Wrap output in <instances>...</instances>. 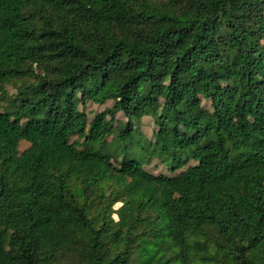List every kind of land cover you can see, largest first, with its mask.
I'll return each mask as SVG.
<instances>
[{
	"label": "trees",
	"instance_id": "1",
	"mask_svg": "<svg viewBox=\"0 0 264 264\" xmlns=\"http://www.w3.org/2000/svg\"><path fill=\"white\" fill-rule=\"evenodd\" d=\"M0 101V264H264V0H0Z\"/></svg>",
	"mask_w": 264,
	"mask_h": 264
},
{
	"label": "rangeland",
	"instance_id": "2",
	"mask_svg": "<svg viewBox=\"0 0 264 264\" xmlns=\"http://www.w3.org/2000/svg\"><path fill=\"white\" fill-rule=\"evenodd\" d=\"M153 1H159V0H153ZM24 81L23 80H18L17 82H11L8 83L6 85V90L8 92L9 95H13L15 93V85L18 84H23ZM199 101L201 103V106L204 108H209L210 107V103L208 100H205L203 98H199ZM113 104L112 101H107L106 103H104L103 105H96L94 103H92L91 101H86V103L84 104V106L82 107L84 112L87 115V119L88 122H90L93 118V116L95 115V113L98 112H102L105 108L107 107H111ZM4 103L0 101V110L3 108ZM125 116L123 115V113H117L115 116V121L118 124H122L125 122ZM137 134L135 135L134 141L131 142L129 149H130V156L131 157H138L140 158L143 162V169L146 170L147 172L152 173L153 175H158V174H165L168 176H174L176 174H178L181 170H177V171H171L169 168H167V164L165 162L159 161L156 158H152L150 160L147 159L146 155H142L141 150H140V146L137 144V141H142V140H146V141H154V134L157 130V125L154 122L153 118L150 116H145L143 117L139 122H136L134 124ZM75 140H77V137H73L71 138V142H74ZM113 140L112 136H109L107 138V144L108 147L107 149L110 152L116 153L120 151V148L117 144H111ZM29 146V144L25 141H21L20 145H19V149L20 151H23L24 149H26ZM124 157V155H122V153L119 152L118 155V161L121 160ZM111 161L116 165V161L114 159L111 158ZM197 163L196 157H192L189 160L188 165H195ZM121 203L117 202L113 204V209L117 210L120 207ZM93 214L95 212H92ZM110 213V217L112 218V220L114 222H118L119 220V215L115 212H109ZM203 240L199 239V243H201ZM206 245L208 248V255L209 256H215L217 258V263L216 264H231L230 262H228L227 260L223 259L220 256H217L216 253V248L214 246L213 243H211L210 241H206ZM169 252L167 253V257H169ZM220 255V254H218ZM195 261L193 262V264H208L202 260L199 259V255H195ZM133 262L132 264H141V256L139 255V252H134L132 257Z\"/></svg>",
	"mask_w": 264,
	"mask_h": 264
}]
</instances>
